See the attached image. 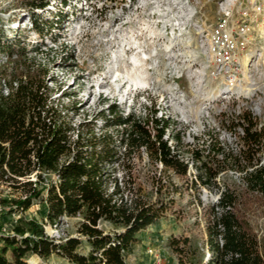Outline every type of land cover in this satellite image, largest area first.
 <instances>
[{
	"label": "rangeland",
	"instance_id": "rangeland-1",
	"mask_svg": "<svg viewBox=\"0 0 264 264\" xmlns=\"http://www.w3.org/2000/svg\"><path fill=\"white\" fill-rule=\"evenodd\" d=\"M62 1L50 0L49 7L37 13L43 26V34H39L32 28L25 0H0V32L10 40L17 38L28 50L39 49L30 58L47 70L51 99L75 130L73 139L94 130L97 137L107 134L119 140L123 128L104 129L106 120L112 119L111 106L117 105L123 117L129 113L145 117L152 106L158 118L170 122L164 139L173 149H179L180 157L190 166L188 177L180 179L162 164H154L145 150L127 153L124 147H117L120 161L109 169L110 191L117 182L126 198L138 195L170 205L161 220L139 235L140 241L127 263L179 264L181 257L185 264L214 260L208 245L211 208L217 206L218 197L227 189L243 191L238 211L258 239L264 241V199L245 192L241 172L232 159L246 146L240 127L236 131L228 128L232 121L237 122V113L248 112L249 106L240 108L222 102L219 83L211 79L210 59L200 43L203 30L222 15L217 1L67 0L64 7ZM58 19L60 29L48 24ZM254 38L264 45L258 32ZM141 54L148 56L142 71L147 72L145 77L151 85L148 89H131L114 75H125L134 59L140 61ZM258 124L264 128V114ZM261 144L260 155L264 158V142ZM197 152L203 156L199 162L195 159ZM202 162L213 173L218 172L207 185L200 181L207 177L200 169ZM44 177L47 183L51 178L57 180L54 175ZM19 196L8 184H0V202H9L4 223L13 232L18 225L28 229L29 222L36 221L44 226L47 237L57 238V225L60 236L83 239L78 234L81 216L64 217L51 224L41 200H34L27 212L11 213L12 200ZM220 209L216 208L217 213ZM100 228L113 230L104 222ZM173 244L185 250L182 256ZM88 251L84 244L81 252ZM7 257L12 260L11 253ZM27 261L71 264L57 254L44 260L29 253Z\"/></svg>",
	"mask_w": 264,
	"mask_h": 264
},
{
	"label": "trees",
	"instance_id": "trees-1",
	"mask_svg": "<svg viewBox=\"0 0 264 264\" xmlns=\"http://www.w3.org/2000/svg\"><path fill=\"white\" fill-rule=\"evenodd\" d=\"M25 2L32 28L43 34L37 13L46 10L50 0ZM65 5L67 0L62 1ZM48 24L61 26L60 19ZM38 51L37 47L28 50L17 38L10 40L0 32V184H8L20 195L12 200L11 213L27 212L34 200H41L51 224L64 217L81 216L78 234L83 239L67 238L56 243L46 236L43 225L31 221L28 229L18 225L13 235L0 238V264H33L27 261L29 253L44 260L57 254L71 264H128L127 257L133 254L139 235L161 220L170 205L138 195L126 198L117 182L110 191L109 169L120 161L117 147H124L127 153L145 150L154 164H162L180 179L188 177L189 163L180 157L179 149H173L164 139L170 122L158 118L152 106L145 117L133 113L123 117L117 105L111 106L112 119L106 120L104 129L123 128L119 140L107 134L97 137L94 130L73 139L75 130L51 99L47 70L30 58ZM236 121L228 128L243 127L247 148L232 162L245 173V192L264 199V166L248 171L261 151L264 132L255 130L256 123L247 113ZM174 137L180 140L178 134ZM195 159L199 162L203 156L197 152ZM200 169L206 171L207 177L200 178L204 185L218 173H213L206 162ZM52 175L57 180L51 178L47 183L44 176ZM33 176L36 180H32ZM242 194L243 191L227 189L220 203L211 208L208 245L214 260L208 264H264V241L258 239L237 208ZM216 208L223 209V213H217ZM101 222L110 224L113 230L101 229ZM84 244L89 248L87 254L81 252ZM175 249L181 256L185 252L178 246ZM9 253L12 260L7 257ZM179 264H185L182 257Z\"/></svg>",
	"mask_w": 264,
	"mask_h": 264
},
{
	"label": "built area",
	"instance_id": "built-area-1",
	"mask_svg": "<svg viewBox=\"0 0 264 264\" xmlns=\"http://www.w3.org/2000/svg\"><path fill=\"white\" fill-rule=\"evenodd\" d=\"M216 1L222 15L214 24L203 30L204 35L200 39L201 47L210 59L211 79L219 83L224 104L233 103L240 108L249 106L248 112L237 113L236 118L247 113L256 123L255 130L264 132V128L258 124V118L264 114V45L254 38L258 32L259 40L264 42V35L259 32L260 27L264 28V0ZM245 58L248 62L246 70L243 65ZM239 127L241 134L244 135L243 127L240 125ZM262 141L264 142V139ZM262 146L261 144V151ZM261 151L257 154L255 165L248 171L252 172L264 166ZM239 175L242 180L245 173L241 172ZM222 194L217 199V205ZM7 211L6 204L0 202V238L14 234L13 229L4 223ZM222 213L223 209H220L219 214ZM12 216L15 217L16 214ZM20 218L21 216L17 217L16 221ZM54 227L57 238L49 236L50 239L60 243L68 238L60 236L57 225Z\"/></svg>",
	"mask_w": 264,
	"mask_h": 264
},
{
	"label": "bare ground",
	"instance_id": "bare-ground-1",
	"mask_svg": "<svg viewBox=\"0 0 264 264\" xmlns=\"http://www.w3.org/2000/svg\"><path fill=\"white\" fill-rule=\"evenodd\" d=\"M259 32L261 34L264 35V28L263 27H260L259 29ZM157 34V33H156ZM161 35V34H160ZM139 47L137 48L136 47V50H138ZM130 50H133L132 48ZM141 53V51H140ZM142 58L139 60H135L134 59V62L132 63V66L131 68L127 71V73H125V75H121L122 77H120L119 73H115L114 75V78L116 77H119V81L122 83V84H126L128 85V87H131L134 88V89H139V88H143V89H148L150 88V81L149 79H147L145 77V73H143V67H145V64L147 63V60H148V56H146L145 54H141ZM132 61V60H130ZM248 62H246L245 59H243V65H244V69L246 70L247 69V65ZM128 69V68H127ZM122 73V72H121ZM117 79V78H116Z\"/></svg>",
	"mask_w": 264,
	"mask_h": 264
}]
</instances>
